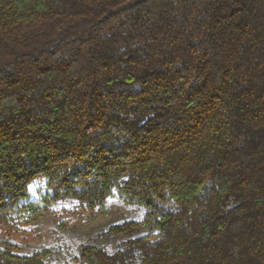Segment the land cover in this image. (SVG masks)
I'll return each instance as SVG.
<instances>
[{
  "label": "trees",
  "instance_id": "obj_1",
  "mask_svg": "<svg viewBox=\"0 0 264 264\" xmlns=\"http://www.w3.org/2000/svg\"><path fill=\"white\" fill-rule=\"evenodd\" d=\"M113 195L115 250L10 238ZM0 264H264V0H0Z\"/></svg>",
  "mask_w": 264,
  "mask_h": 264
},
{
  "label": "rangeland",
  "instance_id": "obj_2",
  "mask_svg": "<svg viewBox=\"0 0 264 264\" xmlns=\"http://www.w3.org/2000/svg\"><path fill=\"white\" fill-rule=\"evenodd\" d=\"M144 209L135 205L125 204L118 196L108 197L102 211L85 212L72 201L54 202L48 213L35 223L34 230L14 232L11 240L20 253L52 246L60 249L61 255L55 259L73 261V256L80 253L82 245L97 243L108 250H115L121 242L135 234H107L112 225L126 221H141ZM140 232L143 228H140Z\"/></svg>",
  "mask_w": 264,
  "mask_h": 264
}]
</instances>
